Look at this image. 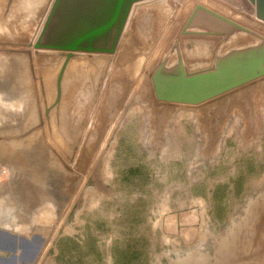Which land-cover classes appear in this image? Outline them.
<instances>
[{
	"label": "rangeland",
	"instance_id": "rangeland-1",
	"mask_svg": "<svg viewBox=\"0 0 264 264\" xmlns=\"http://www.w3.org/2000/svg\"><path fill=\"white\" fill-rule=\"evenodd\" d=\"M33 1L0 3L2 224L78 237L66 264H264V81L203 107L152 84L264 46L249 1L138 2L116 55L36 50L50 5Z\"/></svg>",
	"mask_w": 264,
	"mask_h": 264
},
{
	"label": "water",
	"instance_id": "water-1",
	"mask_svg": "<svg viewBox=\"0 0 264 264\" xmlns=\"http://www.w3.org/2000/svg\"><path fill=\"white\" fill-rule=\"evenodd\" d=\"M141 1L144 0H55L34 48L70 54H115L131 9ZM248 1L255 8L256 18L264 23V0ZM243 54L240 62L244 68L239 76L252 80L263 75L264 46ZM201 80L190 83L198 84L196 88L200 90Z\"/></svg>",
	"mask_w": 264,
	"mask_h": 264
},
{
	"label": "bare ground",
	"instance_id": "bare-ground-1",
	"mask_svg": "<svg viewBox=\"0 0 264 264\" xmlns=\"http://www.w3.org/2000/svg\"><path fill=\"white\" fill-rule=\"evenodd\" d=\"M54 1L55 0H52L50 4L49 11L45 17V21L41 28V31L50 14ZM248 5L253 8V12L255 13V8L250 4ZM201 10L197 9V11H195L194 15L196 14V17H194L192 23L205 24L208 29H213L212 32L215 33V36H219L217 35V33L225 36L227 33H223L221 31L227 32L230 30L227 24L208 12V14L214 16L216 19L212 16H206L202 12L204 10ZM199 17H205V19L200 21V19H198ZM40 33L38 34V36L40 35ZM120 41H122V37ZM261 46L263 45H259L256 47L252 46L244 48L242 50H231L224 57H221L217 61L216 67L209 72L190 74L185 70L182 64L178 68L174 69L165 68L164 70H157L154 74H152V84L156 99L158 100V102L166 105L182 104L188 106L203 107L206 104L223 98L224 96L226 97L231 93L237 92L249 86H254L259 82H263L264 74L258 75V77L252 80H244L245 77L239 76L244 68L240 62V59L245 56V54L243 53L248 51L249 53H252L256 49L259 50ZM118 47L115 54L105 55H116L119 51ZM197 78L203 79L201 80L202 82L199 81L201 82L200 90L196 88L199 87L198 84L190 83V81Z\"/></svg>",
	"mask_w": 264,
	"mask_h": 264
},
{
	"label": "crops",
	"instance_id": "crops-1",
	"mask_svg": "<svg viewBox=\"0 0 264 264\" xmlns=\"http://www.w3.org/2000/svg\"><path fill=\"white\" fill-rule=\"evenodd\" d=\"M39 2L50 5L52 0H41ZM0 3L25 5L26 8L34 1L0 0ZM48 7L46 9L47 13L49 11ZM24 147L27 148L28 146L25 145ZM17 159L23 165H26L28 156L21 154V157ZM2 219L0 213V264H66L65 262L70 260L71 256L63 246L65 241L70 238L79 239L75 236L61 234L54 242V246L49 248L48 230H42V227L37 226L39 230H34L35 224L33 221H21L19 223L17 221H7L3 225Z\"/></svg>",
	"mask_w": 264,
	"mask_h": 264
}]
</instances>
